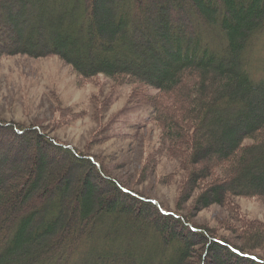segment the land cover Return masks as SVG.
<instances>
[{
	"label": "trees",
	"instance_id": "obj_1",
	"mask_svg": "<svg viewBox=\"0 0 264 264\" xmlns=\"http://www.w3.org/2000/svg\"><path fill=\"white\" fill-rule=\"evenodd\" d=\"M13 1L0 5V60L55 56L84 83L129 88L177 161L181 205L41 121L0 119V264H264V225L242 230L230 209L234 237L216 235L182 206L264 199V70L250 65L264 0Z\"/></svg>",
	"mask_w": 264,
	"mask_h": 264
},
{
	"label": "rangeland",
	"instance_id": "obj_2",
	"mask_svg": "<svg viewBox=\"0 0 264 264\" xmlns=\"http://www.w3.org/2000/svg\"><path fill=\"white\" fill-rule=\"evenodd\" d=\"M3 4L16 3L0 0V5ZM215 33L220 41L218 32ZM255 51L250 55V65L255 60L260 67L257 70H264V39ZM129 92L125 87L119 92L110 90L106 81L84 83L55 56L16 55L0 60L1 120L19 122L27 127L31 120L41 121L49 128L50 136L80 149L91 148L94 155L106 157L108 162L115 163L114 167H119L118 177L128 182L137 177L138 189L146 190L148 196L162 201L169 210H175L181 205L178 189L181 181L171 174L177 161L163 155L165 150L160 149L158 139L161 130L148 120L149 107L132 98ZM96 98L107 105L102 112L93 109L92 101ZM0 138H8L6 131L0 130ZM139 169L149 178L141 181L136 175ZM189 204L182 205V213L194 215L196 223L208 225L216 235L234 237L224 227L227 219L231 224L230 209L242 220L236 224L242 230L247 223L264 225V199L234 196L230 207L213 205L198 212L191 210ZM259 249L262 250L255 251L264 257V244Z\"/></svg>",
	"mask_w": 264,
	"mask_h": 264
}]
</instances>
